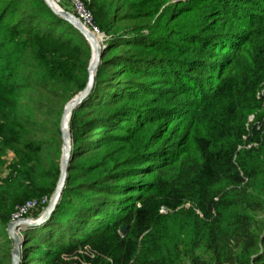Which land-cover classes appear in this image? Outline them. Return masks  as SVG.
Instances as JSON below:
<instances>
[{"label":"trees","instance_id":"1","mask_svg":"<svg viewBox=\"0 0 264 264\" xmlns=\"http://www.w3.org/2000/svg\"><path fill=\"white\" fill-rule=\"evenodd\" d=\"M82 1L103 56L20 264H264V0ZM90 60L44 0H0V264L15 208L55 189Z\"/></svg>","mask_w":264,"mask_h":264},{"label":"water","instance_id":"2","mask_svg":"<svg viewBox=\"0 0 264 264\" xmlns=\"http://www.w3.org/2000/svg\"><path fill=\"white\" fill-rule=\"evenodd\" d=\"M44 2L56 16L72 25L86 39L91 47V60L88 67V79L84 89L80 91L73 99H71L66 104L63 110L60 122L62 139L60 173L55 189L46 207L37 218H23L16 222L9 223L7 227L8 237L13 242L11 264H20L21 262L24 247V233L29 229L40 227L47 221H49L56 211V208L62 198V194L68 178L69 165L72 159L73 151L70 134L71 116L74 110L78 106H80L83 101L86 100L91 94L95 84V75L103 56V48L99 44L97 38L82 25V23L76 18L73 13L63 10L55 0H44ZM120 232L124 234L126 232V227H121Z\"/></svg>","mask_w":264,"mask_h":264},{"label":"built area","instance_id":"3","mask_svg":"<svg viewBox=\"0 0 264 264\" xmlns=\"http://www.w3.org/2000/svg\"><path fill=\"white\" fill-rule=\"evenodd\" d=\"M58 3V0H55ZM70 5L73 10V14L82 23V25L91 32L98 40L101 47H104V42L106 41L105 35L99 30L95 24L92 12L86 7L82 0H70ZM48 203V198L43 197L41 199H33L24 202L23 204L17 206L10 217V223L16 222L23 218H30L33 211H35L39 206H44ZM164 213L165 210L161 209Z\"/></svg>","mask_w":264,"mask_h":264},{"label":"rangeland","instance_id":"4","mask_svg":"<svg viewBox=\"0 0 264 264\" xmlns=\"http://www.w3.org/2000/svg\"><path fill=\"white\" fill-rule=\"evenodd\" d=\"M253 119H254V117L253 116H250V118H249V122H251V121H253ZM14 154L12 153V152H10V151H7V152H5V154H4V162H5V165H4V171H6L8 168V166H10V165H12L13 164V162H14ZM29 200H33V199H29ZM28 201V200H27ZM26 202V201H25ZM35 230H32V231H27V232H25L24 233V235H33V236H35L36 234L35 233H33ZM7 244H5V238H3L2 236H1V234H0V259H2L3 258V251H4V247L6 246ZM12 247H13V244H12ZM4 261V263L5 264H9V262H8V260H3ZM11 264V263H10Z\"/></svg>","mask_w":264,"mask_h":264}]
</instances>
